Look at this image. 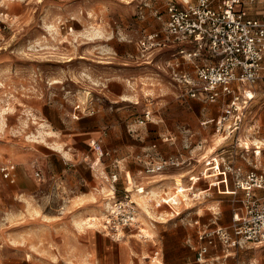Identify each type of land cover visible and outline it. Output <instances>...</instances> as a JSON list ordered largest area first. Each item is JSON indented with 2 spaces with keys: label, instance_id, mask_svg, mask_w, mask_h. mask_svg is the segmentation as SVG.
I'll use <instances>...</instances> for the list:
<instances>
[{
  "label": "rangeland",
  "instance_id": "1",
  "mask_svg": "<svg viewBox=\"0 0 264 264\" xmlns=\"http://www.w3.org/2000/svg\"><path fill=\"white\" fill-rule=\"evenodd\" d=\"M170 1L0 0V264H113L121 246L129 264H264L263 247L252 244L199 262L185 239L196 219L230 223L232 197L220 184L209 189L224 177L211 169L216 161L234 188L264 169V83L221 142L224 107L181 96L170 47H139L165 27ZM171 156L182 165L145 171L146 161ZM126 195L139 223L118 235L112 211Z\"/></svg>",
  "mask_w": 264,
  "mask_h": 264
},
{
  "label": "built area",
  "instance_id": "2",
  "mask_svg": "<svg viewBox=\"0 0 264 264\" xmlns=\"http://www.w3.org/2000/svg\"><path fill=\"white\" fill-rule=\"evenodd\" d=\"M166 12L169 18L165 27L146 35L139 47L148 49L152 44L165 46L169 42L178 45L180 54L196 71L192 75L175 70L173 80L183 87L186 96L204 103H225L226 113L217 120V129L226 139L243 125L256 88L264 83V0H188L185 4L171 0ZM86 110L87 106L76 105V111ZM151 116L152 112L147 111L138 123L146 125ZM93 147L99 158L110 155L98 142ZM181 165L179 158L171 156L146 161L145 171L154 175ZM211 169L224 176L223 183L229 182V175L221 172L219 163ZM2 172L7 179L13 176L9 167ZM120 173L121 162L117 161L112 184L119 182ZM235 190L245 191V196L239 206L232 208L231 222L220 226L213 221L200 232L199 262H205L218 247L226 258L247 244L264 249V169L247 172L237 180ZM111 220L118 235L125 228L136 229L139 211L128 195L115 202Z\"/></svg>",
  "mask_w": 264,
  "mask_h": 264
},
{
  "label": "crops",
  "instance_id": "3",
  "mask_svg": "<svg viewBox=\"0 0 264 264\" xmlns=\"http://www.w3.org/2000/svg\"><path fill=\"white\" fill-rule=\"evenodd\" d=\"M165 16H166V22L168 21V18H169V16H167V12L165 11ZM166 47H170L171 49V51H174L173 52V56L174 57H176V58H174V59H172V61H171V67H172V69L175 71V70H178L179 72H182V73H190V74H192V75H195V71H196V68H194V65L191 63V62H189L188 60L186 61L185 59H184V57L180 54V51L178 50V45L176 44V43H172V42H169V44H167L166 46H165V48ZM178 86V88H180L179 89V93L181 94V96L182 97H185L186 95H185V90L183 89V87H181V86H179V85H177ZM258 88V87H257ZM256 88V89H257ZM188 97H190L189 95H187ZM186 96V97H187ZM192 98V97H191ZM192 99H195V98H192ZM195 100H197V99H195ZM197 101H200V100H197ZM202 102V101H201ZM213 104H218L219 106H220V108H225V103L224 102H218V103H213ZM149 121V120H148ZM147 121V122H148ZM230 136V135H229ZM229 136H227V138L225 139V138H223V136L221 135V138H222V141L221 142H224V141H226L227 139H229ZM168 140H166L167 142H170L171 140H173L172 139V136L171 137H166ZM226 146H228L227 144H226ZM226 146H224V147H226ZM259 150L258 151H256L255 150V153H260L261 152V148H258ZM242 150H246V152H244V153H248V150H249V148L247 149H242ZM224 154H238V152H237V150L236 151H234L233 152V150H228V149H224V151L222 152V155H224ZM109 156V155H108ZM107 156V157H108ZM108 158H110V160L112 161V157H108ZM210 162V161H209ZM217 162V161H216ZM209 164V163H208ZM129 174H130V172H128ZM184 182V181H183ZM190 182H192V184H196L197 182H198V177H197V175H190L189 176V183ZM218 184H220L221 186L220 187H222V192H223V194L225 195V194H227V195H230L231 197H232V208L234 207V206H239L240 205V201L241 200H243V198H244V196H245V191H241V190H235V188L234 187H232V185L230 184V182H228V183H223L222 182V180H219L218 182H214L213 184H211L210 185V188L209 189H211L212 188V186H217ZM184 189V188H183ZM126 191H127V193L129 194L130 192V190H129V188H126ZM231 208V209H232ZM233 210V209H232ZM231 219H232V215H231ZM230 222H231V220H230ZM211 224H213V221H212V223H208V224H206V223H203L202 221H201V219H196L195 221H194V224L193 225H195V227H197V232H196V235H195V237H192L190 234L185 238V239H187L188 238V242H191L192 241V243H193V248L198 252V250L200 249V247L202 246L201 245V241L199 240V234H200V232L203 230V228H205L206 226H208V225H211ZM139 236V235H138ZM191 236V237H190ZM122 247V252H121V254H120V256L116 259V263H113V264H129V258L131 257L130 256V253H129V255H128V248L127 247H125V246H121ZM219 248V247H218ZM217 248V249H218ZM221 248V247H220ZM214 250H216V249H213L212 251H214ZM212 251L209 253V254H211L212 253ZM263 252H264V249H263ZM209 256V255H208ZM223 257H225L224 256V253H223V255H222ZM158 257H161L160 256V252H158V251H156L155 253H154V258H153V260H155L156 258H158ZM147 257H143V259H146ZM132 259V258H131ZM151 262H153V261H151ZM154 263V262H153ZM156 263H158V264H165L164 263V259H163V257H161L160 259L158 258V260H157V262Z\"/></svg>",
  "mask_w": 264,
  "mask_h": 264
},
{
  "label": "bare ground",
  "instance_id": "4",
  "mask_svg": "<svg viewBox=\"0 0 264 264\" xmlns=\"http://www.w3.org/2000/svg\"><path fill=\"white\" fill-rule=\"evenodd\" d=\"M139 235V234H138ZM138 235H136V236H138Z\"/></svg>",
  "mask_w": 264,
  "mask_h": 264
}]
</instances>
